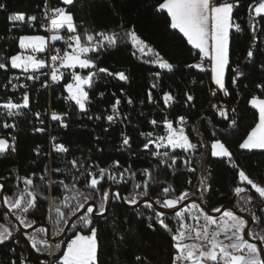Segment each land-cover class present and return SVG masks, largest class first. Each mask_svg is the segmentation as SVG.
<instances>
[{"label":"trees","instance_id":"1","mask_svg":"<svg viewBox=\"0 0 264 264\" xmlns=\"http://www.w3.org/2000/svg\"><path fill=\"white\" fill-rule=\"evenodd\" d=\"M51 1L53 6L69 10L76 24H82L83 27L77 31L82 42L87 43L84 39L87 34L104 33L115 35L116 43L109 45L104 41L103 47L88 54L96 64L95 69L76 70L85 76L96 72L92 87H86L85 90L93 102V112L102 117L99 120L84 117L74 119L76 108L71 110L67 129L57 134L58 143L64 145L67 152L62 155L50 152L48 138L36 134L31 125L37 122V118L44 119L49 110H68L64 98L68 96L66 84L72 82L70 73L51 93L37 86L31 87L27 93L28 107L17 111L20 114L17 116L16 134L9 129L5 131L0 121V138L7 139L9 144L14 138L15 145L14 150L9 148L7 152L0 153V181L5 182L4 198L13 200L23 194L25 200L30 199L25 189L34 192L37 197L36 206L28 213L19 209L10 211L16 219L24 217L34 222L32 227L22 225L23 228L31 229L44 224L51 226L52 233L61 234L67 226L60 231L56 223V208L66 214L67 225L75 217L71 215V207L63 204L64 197L71 195L65 185L70 187L74 183L73 178L77 188L95 198L89 203H98L103 192L112 186H117L123 197L137 195L139 201L147 198L159 207L158 200L162 202L165 198H175L187 191L190 193L188 199L198 200L211 212L216 207L228 205L252 218L247 211L251 209L255 216L264 221V200L250 185L242 184L239 179V172L243 171L255 183L264 186V151H243L240 147L259 122V114L251 106V100L254 97L264 99V90L257 87L264 85V18L250 17L248 12L249 5L258 3V0H239V7L233 12L234 20L241 25L242 31L233 29L230 35V63L225 76L228 94L220 96V99L234 105V111L228 113L227 118L216 116L211 110L215 100L213 91L216 89L212 83L211 70L202 72L188 68V65L199 61L198 51L187 43L179 31L170 27V17L166 12L157 10L163 0H74L73 5H64L60 0ZM46 2L0 0V5H3L0 8V62H7L11 56L20 54L21 36L42 35L28 27L27 18L33 15L38 17ZM14 14H23L25 22L13 23L9 17ZM250 20L256 25L255 32ZM132 30L147 45L143 52L133 45L128 35ZM249 50L253 51L251 60L247 56ZM157 53L174 66L172 70L161 69L154 63ZM99 68H105L110 73L123 72L128 79L121 81L115 75L100 73ZM237 68L243 75L233 85L232 79L236 75L233 69ZM15 75L22 74L11 69L10 63L7 70L0 69V104L8 103L16 96L11 85V77ZM165 94L174 97L171 108L165 105ZM189 95L193 100H187ZM117 100L127 115L120 122L108 123L104 116ZM129 100L132 102L129 103ZM164 112H167V116ZM181 116L187 120L186 135L198 147L195 152L167 150L169 156L165 157L154 156L144 148L148 141L142 133L165 130L167 119L177 123ZM153 120L157 122L155 125L151 123ZM233 120L236 121L235 125L231 123ZM125 137L129 138L130 146L123 144ZM217 141L232 154L231 161L212 156V144ZM172 157H176L175 163ZM72 161H76L75 167ZM117 161L119 167L108 168ZM96 166L109 169L117 175L118 180L119 174L123 173L125 182L116 183L105 176L98 186L99 191L85 188V183L90 179L88 168L99 175ZM49 172L52 173L51 185L39 176L40 173ZM205 178L207 187L201 192V180ZM25 179H31L32 186L24 188ZM60 181L64 184H60ZM145 181L148 195L141 197L138 193L145 191ZM136 184L141 187L136 189ZM238 186L246 187L248 192L237 196L234 190ZM169 187L170 192L166 197L163 189ZM245 195L251 197L250 203H244ZM75 203L74 200L70 201L73 206ZM5 206L9 209L7 204ZM241 207L246 210L241 212ZM156 212L148 204L128 208L120 200H112L106 217H94L99 242V264H172L175 254L172 234L156 223ZM186 217L185 223L190 225L191 221L194 222L187 213ZM163 218L175 232L179 227L175 215H164ZM150 223L152 228L149 227ZM0 224L13 233L7 242L0 245V256L5 264H10L12 259H17L21 254H27L31 260L38 262L47 253L46 245L39 242L48 241L46 230L41 227L27 233L21 232L3 210L1 203ZM250 228L260 231L261 225L253 221ZM40 229L45 231L41 232ZM83 231L87 233L86 229ZM74 234L71 225L57 260ZM33 237L37 241L35 248L32 246ZM137 256L141 260L137 261Z\"/></svg>","mask_w":264,"mask_h":264},{"label":"snow or ice","instance_id":"2","mask_svg":"<svg viewBox=\"0 0 264 264\" xmlns=\"http://www.w3.org/2000/svg\"><path fill=\"white\" fill-rule=\"evenodd\" d=\"M64 5H73L74 0H62ZM239 7V0H163L158 5V11L166 12L167 16L170 17V27L178 30L179 33L183 34L186 38L187 43L192 48L198 50L197 55L199 56V63L188 65V67L199 69L200 71H206L205 61L211 65L212 80L218 86V88L227 94L225 87V74L228 70L230 63L229 55V44L231 31L235 29L236 32L242 31L241 25L236 23L233 17L235 8ZM3 8V5H0ZM49 12L51 13L49 15ZM248 12L250 17H261L264 18V0H258V3L249 5ZM12 22H24L25 16L23 14H14L9 17ZM45 19L50 21L49 31L52 33L50 40L52 42L65 40L68 49L70 51H64L61 53L60 49H55V54L51 55L50 60L52 62V70L50 73V79L53 83H58L62 80L65 73L61 71L70 70L71 83L66 84V91L68 92L67 99L73 101L78 105L79 109L83 112L86 111V103L89 100V92L86 91V87L91 88L93 84V77L96 72H90L88 75H81L77 71L79 69H95L96 64L94 60L88 55L90 52H94L99 47H103V44L95 41V37L91 34H87L84 39L87 43L82 42L81 35L77 34V25L75 23L73 14L64 7H55L48 9L47 2L45 3ZM29 22L37 20L35 15L27 18ZM252 26L253 32L256 31V25L253 20L249 21ZM65 30L71 34L67 37L60 35V32ZM104 41H107L109 45H115V35H105L99 33ZM134 46L142 45L139 51L143 52L147 45L144 44L134 30L128 33ZM49 40L44 36L39 35H25L19 38L20 49L26 52L32 53L45 52L48 49ZM157 59L154 63H157L160 68L172 70L173 65L159 54H156ZM249 60L253 57V51L249 50L247 53ZM10 63L13 69H22L24 72H28L29 69L33 71L46 67V61L44 59H37L34 55H13L7 62H0V69L7 70L8 64ZM100 73H107L108 75H115L121 81H126L128 77L123 72L110 73L105 68H99ZM236 75L232 79L233 85L236 80L239 79L242 72L239 69H233ZM33 75H29L27 79H36ZM44 87H48L45 83ZM23 87V85H22ZM264 90V85H258ZM102 95V94H101ZM215 95V92H213ZM151 99V96H149ZM165 104H171L174 101V97L171 94H165ZM187 100H193L191 95L187 96ZM129 103L132 101L129 100ZM119 100L116 101L118 105ZM251 105L258 111L259 122L253 128L251 133L247 136V139L240 145L243 149L253 150L260 149L264 150V99L254 97L251 100ZM28 106V97L24 96L23 105L8 102L2 105L7 110L8 116L18 115L20 113L15 110L22 107ZM215 107V106H214ZM219 110V109H218ZM117 109L114 106L113 112ZM221 115L227 118V112L220 110ZM38 115V114H37ZM53 120H62L60 115L56 113L52 114ZM109 122H112L115 117L108 116ZM153 125L157 122L151 121ZM181 125L187 124V120L181 116L179 118ZM232 125H235L236 121H231ZM67 127V125H64ZM3 127H15L14 124L10 125L4 123ZM166 128L168 135L157 137L156 140L149 139V143L144 145L145 149H148L149 144H154L156 151L152 153L154 156H169L168 151L160 152V149H182L184 151H194L196 145H194L189 137L185 134L184 128H174L171 122L166 121ZM37 131H43V129H37ZM146 138H150L152 133H147ZM124 145L129 144V138L125 137L123 140ZM14 138L13 143L10 145L7 139L0 138V153H5L12 148L14 150ZM56 150L59 152H67L68 149L64 145H56ZM212 155L218 157H227L231 161L232 154L225 147L224 144L219 141L212 145ZM176 157H172L173 163H175ZM73 167L76 166V161L71 162ZM98 168L99 175L93 172H88L90 179L85 183V188L99 191L98 186L104 180L105 176L109 180L116 183L125 182L124 174H119V180L117 175L110 172L109 169ZM115 167H119V162H115ZM233 167H236L233 164ZM194 171V169H191ZM59 171V169H56ZM127 171V170H125ZM146 175L150 176L147 170H144ZM83 175V174H82ZM135 175L134 173L132 174ZM43 179V177H41ZM239 179L242 184L246 183L251 186V189L259 196L261 200H264V186L258 185L251 178H249L243 171L239 172ZM74 183L69 187L65 185V189L71 193L69 196H65L63 204L66 207H71V215L76 216L77 213H83L77 217V221L72 224L74 231V237L69 238V242L66 244V250L63 251L57 264H99L98 262V251L99 242L97 238V229L94 226V216H103L108 210V200L111 195L113 200H124L127 204L136 205L140 203L137 199V195H130V197H123L119 191L108 189L103 192L100 201L96 204L89 203L90 200L95 199L90 193H86L77 188L75 178ZM25 185L32 186L33 181L31 179L24 180ZM53 183L49 181V184ZM64 184L63 181L59 182ZM136 189L141 187L140 184L135 185ZM145 191L138 193L139 196L143 197L148 195L147 192V181L143 185ZM206 178L201 180V192L206 190ZM4 188L3 184H0V190ZM27 196L30 199L25 200V196L20 194L17 198L10 200L4 198V203L8 205L9 211L15 212L21 210L23 213H28L30 209L36 206V194L32 191L25 189ZM164 193L169 194L170 187L163 189ZM235 194L240 196L246 194L248 189L246 187H236ZM190 197V193L185 191L175 198H165L163 201H157L162 208L165 209H177L174 215L178 219L179 227L175 232L165 222L164 214L156 212V223L161 228L171 233V239L173 241V248L175 254L172 258V264H264V247L258 246L255 242L259 241L261 245H264V221H261L260 217H257L252 213L251 209H247L249 214L252 216L253 221L261 225V230L256 231L249 227V221L245 220L241 216L237 215L234 211L224 210L219 220L212 215L208 214L201 206L195 202L191 203L187 207L181 208L180 205L186 199ZM76 201L75 205H71L70 201ZM251 197L245 195L244 203H250ZM23 205V206H22ZM151 207V205H148ZM191 209V211H190ZM246 209L240 208L243 212ZM216 213H221V208L216 207L213 209ZM57 220L56 223L63 231V228L67 226L65 221L66 214L60 211V208H56ZM186 213L196 223L194 225L186 224ZM201 218L203 223H200ZM20 220V224L24 227L30 228L34 222L27 221L24 217H17ZM151 220L152 218L149 217ZM82 221V223H80ZM79 223V228L77 224ZM149 227L153 225L150 223ZM87 230V233L83 230ZM246 229H248L246 233ZM44 232V229H40ZM13 233L4 228L0 231V244H4L7 240L12 237ZM246 235L250 239H246ZM223 236L224 239L220 237ZM32 246L37 247V241L35 237L32 238ZM44 243L47 249H52L51 245L47 244V241H39ZM61 245L56 244L54 251H59ZM39 251V249H37ZM50 254H54L50 251ZM136 260H141L140 256L136 257ZM15 264V262H13Z\"/></svg>","mask_w":264,"mask_h":264},{"label":"built area","instance_id":"3","mask_svg":"<svg viewBox=\"0 0 264 264\" xmlns=\"http://www.w3.org/2000/svg\"><path fill=\"white\" fill-rule=\"evenodd\" d=\"M47 7L49 10L52 8H55V6H53L51 0H47ZM50 14L51 13L49 12V15ZM27 25L30 29L34 30L35 33H41L42 36H44L46 39H48L49 45H48V49L45 52L31 53V55H34L37 59H44L46 61V65H47L46 67L38 69V71H36L33 74H28V75L22 74V75H15V76L11 77V85L13 87L12 92L15 93L16 96L13 99H11L10 102L15 103V104H20V105H23L24 96L27 95V93L30 91L32 86H37L41 90H47L49 93H51V91L54 87H56L57 85L62 83L65 75L67 74L64 71V69H61V71L64 72L65 75L60 82L53 83L50 79V73L52 70V62L50 60V57H51V55L55 54V49H57V48L61 50V53H63L64 51H70V49H68V47H67V43L65 42V40H60V41H55V42H52L50 40V36L52 35V33L49 31L50 21L48 19H45V6L43 8L42 13L37 17V20L34 22L28 21ZM76 25H77V31H78V29L83 27L82 24H76ZM77 34H78V32H77ZM60 35L67 37L68 35H71V34L67 33L65 30H63L60 32ZM93 36L95 37L96 42H100L103 44L104 40L100 35L93 34ZM90 53H93V52H90ZM196 63H199V61H197ZM196 63H192V64H196ZM192 64H190V65H192ZM210 67H211V65L208 64L207 61H205L206 71L210 70ZM188 68L194 69L191 67H188ZM197 70H199V69H197ZM29 75H33V76L38 77V78L29 80V79H27V77ZM45 83L48 84V87L43 86ZM22 85H23V87H22ZM213 92H215V95H214L215 100L211 104V110L213 111V113L216 116H219V117L223 116V115H221L220 110L226 111L227 114L234 111V105L232 103H230L226 100L220 99V96L223 97V96L227 95L228 93L225 94V92L220 90V89H215ZM64 104H66V106L68 107V110L66 112H55V111L49 110L44 119L43 118H37V122L31 125L34 128V132L36 134H38L40 136H46L48 138L50 152L57 153L59 155H62L65 152H59L56 150L55 146L60 145L58 143V135L57 134H58V131H65L67 129V127H65L64 125H67V121L69 120V117H70L71 112H72L71 110L76 108V111L74 112V117H73L74 119H76V118L80 119V118L84 117V118H88V119L99 120L102 117V115L93 112V110H92L93 109V102L90 99L86 103V109L87 110L83 111V112L79 109L78 105H76L73 101H69L67 99V97L64 98ZM2 105L3 104H0V121H2L3 124L8 123L10 125H12V124L15 125L14 128L13 127H8V128L3 127V128L5 129V131L9 129L14 134H16V124L18 122V119H17L18 115L8 116L7 110L4 109L2 107ZM165 105L168 108L172 107V103L171 104H165ZM27 107H22L20 109H24ZM115 107L117 109L116 112H113V108H112L104 116L108 123L120 122L123 119H125V117L127 115L126 112H123L121 103H119L118 105L115 104ZM20 109H17L15 111L17 112ZM53 113L60 115L62 117V120H53L52 119ZM164 113L167 116V112H164ZM110 115L115 117V119L112 122H109L107 119V117ZM166 121L171 122L173 124L174 128L179 129L180 127H183L185 132L187 130V127H188L187 124L181 125L179 123V121L177 123H174L170 119H167ZM165 127H166V122H165ZM37 129H43V131H37ZM12 143L13 142H11L10 144H12ZM14 149H15V147H14ZM195 149L197 150L198 147L196 146ZM114 167H115V162L108 166V168H110V169H112ZM89 171L91 172V168H88V172ZM39 176L43 177V179L47 182V184H49V181H52V173L51 172H49L48 174H41L40 173ZM49 185H51V184H49ZM27 186L28 185H25V183L23 181V187L26 188ZM59 236L60 235H58V234L52 235V233L50 231V239L47 241V244L51 245L52 249H48L47 253H45V256L41 257V259L38 262L31 260L27 254H21L17 259H12L10 264H13V262H15V264H57L58 260L56 259V257L58 255L59 251H54L56 243L53 242V239H55ZM50 251H53L54 254H50ZM0 264H5V262L1 256H0Z\"/></svg>","mask_w":264,"mask_h":264},{"label":"water","instance_id":"4","mask_svg":"<svg viewBox=\"0 0 264 264\" xmlns=\"http://www.w3.org/2000/svg\"><path fill=\"white\" fill-rule=\"evenodd\" d=\"M0 184H3L4 185V188L2 189L1 191V194H0V203L2 205V208L3 210L9 215L10 219L17 225L18 229L23 232V233H27V232H30V231H33L37 228H44L47 232V240L50 239V225H44V224H39V225H36L35 227L31 228V229H24L23 226L20 224V222L14 217L13 214H11V212L9 211V209L6 208L5 204H4V190H5V182L4 181H0ZM112 190L114 191H119L121 193V195L123 196L122 192L120 191V189L117 187V186H112L111 187ZM112 197L111 195L109 196V200H108V210L105 212V214L103 216H94L95 218H103V217H106L108 212H109V209H110V206H111V203H112ZM121 201V204L125 207H128V208H135L139 205H142V204H148V205H151V207H153L157 212H161L163 213L164 215H172L175 213V211H177V209H172V210H169V209H165V208H161L159 207L154 201L150 200V199H142L140 201V203L136 204V205H129L127 204L124 200H120ZM197 203L201 206V208H203L208 214L212 215L213 217L215 218H219L221 217L222 215V212L224 210H231V211H234L237 215L241 216L242 218H244L245 220L249 221V227H251L252 223H253V220L251 217H249L248 215L246 214H243V213H240L238 212L237 210H235L232 206H224L221 208V213H216V212H211L209 211L204 205H202L198 200L196 199H193V198H190V199H187L185 200L181 205L180 207L183 208V207H187L188 205H190L191 203ZM91 204H95L93 202H90ZM83 213H78L70 222L69 224L67 225V227L65 228V230L61 233V235L55 239H53V242L56 243V244H62L68 230L70 229L72 223L77 220V217L79 215H82ZM248 229H246V233H247ZM246 239H250L247 235H246ZM250 242H255L258 244V246H262L260 244V242L258 241H251ZM263 247V246H262ZM262 255H264V253H262Z\"/></svg>","mask_w":264,"mask_h":264},{"label":"rangeland","instance_id":"5","mask_svg":"<svg viewBox=\"0 0 264 264\" xmlns=\"http://www.w3.org/2000/svg\"><path fill=\"white\" fill-rule=\"evenodd\" d=\"M230 2H231V0H230ZM25 22V21H24ZM24 22H19V21H17V22H13V23H16V24H18V23H24ZM182 34V33H181ZM183 35V34H182ZM40 36H42V35H40ZM137 47H142V45H137ZM196 50V49H195ZM198 51V50H197ZM28 53L29 52H26L25 50L23 51V53L22 54H20V55H28ZM159 66V65H158ZM211 68V67H210ZM77 69H79V68H77ZM76 69V70H77ZM161 69H164V68H161ZM75 70V71H76ZM81 70H87V69H81ZM164 70H168V69H164ZM66 73H70V70H68V71H66V70H64ZM212 74V73H211ZM82 75V74H81ZM225 76H226V74H225ZM212 83H213V85L215 86V88L216 89H219L218 88V86L213 82V80H212ZM68 93V92H67ZM252 106V105H251ZM256 110V109H255ZM258 112V111H257ZM185 134H186V132H185ZM168 135V132H167V129H163L162 131H159V130H157V131H155V132H153L152 133V136L150 137V138H147V141H148V143H149V139H151V140H156L157 139V137H160V136H167ZM221 143V142H220ZM213 145V144H212ZM148 150L151 152V153H153L154 151H156V148H155V145L154 144H149V147H148ZM167 150H170V151H173L172 149H160V152H163V151H167ZM175 150H182V149H175ZM242 150L243 151H264V150H260V149H253V150H248V149H243L242 148ZM182 151H184V150H182ZM196 151V149L194 150V151H185V152H191V153H193V152H195ZM213 156V155H212ZM214 158H217V159H228L227 157H218V156H213ZM244 184H246V183H244ZM190 211H191V209H190ZM217 220H219L220 219V217L219 218H216ZM196 222L194 221H191V224L190 225H194ZM200 223H203V219L201 218V221H200ZM186 224H188V223H186ZM4 228H7L8 229V227H6L5 225H3V224H0V231H2ZM9 230V229H8ZM50 231H51V233H52V229H51V226H50ZM52 235H56V234H54V233H52ZM58 235H61V234H58ZM13 236V235H12ZM221 239H224V237L223 236H221L220 237ZM8 241V240H7ZM6 241V242H7ZM1 245V244H0ZM61 245V244H60Z\"/></svg>","mask_w":264,"mask_h":264},{"label":"crops","instance_id":"6","mask_svg":"<svg viewBox=\"0 0 264 264\" xmlns=\"http://www.w3.org/2000/svg\"><path fill=\"white\" fill-rule=\"evenodd\" d=\"M61 2H62V0H60ZM63 31V30H62ZM178 31V30H177ZM21 50V52H20V54H22L23 53V49H20ZM29 53H28V55H31V53L32 52H30V51H28ZM10 68H11V66H10ZM11 69H13V68H11ZM13 70H15V71H17V72H19V73H21V74H23V75H28V74H33V73H35L36 71H38V70H35V71H33L32 69H29V71L28 72H24L22 69H13ZM169 210H172V209H169Z\"/></svg>","mask_w":264,"mask_h":264},{"label":"flooded vegetation","instance_id":"7","mask_svg":"<svg viewBox=\"0 0 264 264\" xmlns=\"http://www.w3.org/2000/svg\"><path fill=\"white\" fill-rule=\"evenodd\" d=\"M249 216V215H248ZM250 217V216H249Z\"/></svg>","mask_w":264,"mask_h":264}]
</instances>
